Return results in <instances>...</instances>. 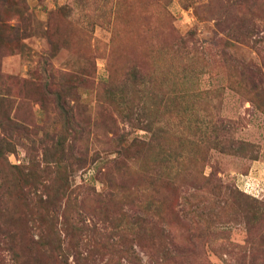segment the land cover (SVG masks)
<instances>
[{
	"label": "rangeland",
	"instance_id": "374dc122",
	"mask_svg": "<svg viewBox=\"0 0 264 264\" xmlns=\"http://www.w3.org/2000/svg\"><path fill=\"white\" fill-rule=\"evenodd\" d=\"M84 233L92 264H264V0H0V264Z\"/></svg>",
	"mask_w": 264,
	"mask_h": 264
},
{
	"label": "trees",
	"instance_id": "16d2710c",
	"mask_svg": "<svg viewBox=\"0 0 264 264\" xmlns=\"http://www.w3.org/2000/svg\"><path fill=\"white\" fill-rule=\"evenodd\" d=\"M67 223V222H66ZM136 223H137V220H136ZM72 224H66V226H64V229H62V231H64V234H65V238L64 240H68V238L72 237L71 234L72 232L70 231L72 229L71 227ZM76 229V228H74ZM77 229H80L79 231V234L81 233V227L80 228H77ZM88 229V226L85 227V230ZM69 230V232L67 231ZM91 230V229H90ZM89 230V231H90ZM40 237L42 238V241L41 242H36L37 243V247L39 248H35V254H38L36 255V257L38 259H40V256H46V258H49L51 256H53V253L55 251V248L58 247V244L55 243L56 242V239H46L45 237H47L45 234H42L40 235ZM84 238V239H82ZM92 241V244L95 245L96 240H93L91 239L90 237V234H87V233H84V237H81V250L83 248H85L86 246L89 245V243ZM85 246V247H83ZM60 247V246H59ZM93 248V247H91ZM90 249L87 250V253L84 254L83 250L80 251V249L77 248L76 245H73L71 242H67L64 246V256H63V260H62V264H92V258H90V254L95 252V251H92ZM71 254L72 256V261L69 260V257L68 255ZM51 261V260H50ZM130 264H141L138 260L136 261H131L129 262ZM35 264H48L47 262H45V260H38V262H36ZM119 264V263H117Z\"/></svg>",
	"mask_w": 264,
	"mask_h": 264
}]
</instances>
